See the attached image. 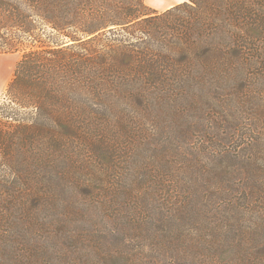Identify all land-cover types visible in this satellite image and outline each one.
<instances>
[{
	"label": "trees",
	"instance_id": "1",
	"mask_svg": "<svg viewBox=\"0 0 264 264\" xmlns=\"http://www.w3.org/2000/svg\"><path fill=\"white\" fill-rule=\"evenodd\" d=\"M21 48L7 88L16 105L0 104V222L20 211L25 233L17 244L9 225L0 224V264H44L51 253L66 260L78 250L99 256L98 233L69 232L68 225L78 221L74 215L96 216L95 157L114 158L102 151L101 138L113 122L131 117V106L150 115L197 88L264 105V0H186L164 11L145 0H0V53ZM77 139L93 158L73 156ZM226 140L233 150L207 156L216 158L207 170L196 165L204 159L187 158L178 147L164 155L168 202L178 206L177 194L189 200L178 209V231L168 229L163 239L187 241L185 222L202 223L199 249L219 254L228 246L237 264H264V139L244 136L236 149L234 139ZM186 174L189 182L180 184ZM58 185L93 199L68 202L60 218L47 222L41 212L61 204ZM169 214L163 217L171 226ZM49 224L65 231L66 251L41 242L44 234L55 236ZM132 250L131 264H144L145 247Z\"/></svg>",
	"mask_w": 264,
	"mask_h": 264
},
{
	"label": "rangeland",
	"instance_id": "2",
	"mask_svg": "<svg viewBox=\"0 0 264 264\" xmlns=\"http://www.w3.org/2000/svg\"><path fill=\"white\" fill-rule=\"evenodd\" d=\"M145 2L152 7L146 0ZM45 28L47 33L52 31L46 24ZM124 34L125 32L118 31V36ZM111 36L113 35H108ZM24 52L21 48L17 51L0 53V104L16 105L7 88L14 77L16 64ZM180 93L177 101L154 108L150 115L143 111L138 113L131 106V117L113 122L111 132L101 138L99 146L102 151L112 152L114 158L109 161L101 155L95 157L96 182L100 186L97 194L99 196L97 214L93 216L94 218H86L87 221H81V217L74 215L79 218L78 221L75 219V222L68 225L69 232L88 231L87 228L96 231L102 247L99 256L89 255L87 252L82 254L78 250L79 253H74V258L72 253L70 254L72 258L68 257L65 260V257L51 253L50 258H41L42 263L131 264L132 248L142 244L145 247L144 264H237L231 253L227 252L230 249L228 246L219 250V254L206 251L204 247L202 250L199 249L197 243L200 240V231L204 228L202 223L185 222L184 226L190 235L187 241L171 244L164 241L163 235L167 234L168 229L172 231L171 234L178 231V225L182 223L178 209L180 206H186L189 199L177 194L178 206L171 200L168 202L165 188L169 185V177L164 171L163 157L178 147L187 158L196 156L204 159L197 160L196 164L202 166L203 170L211 168L214 164L211 157L217 158V154L228 147L226 138L234 139L235 142L232 143L234 149L243 142L244 136L256 141L264 139V105L237 104L233 93L228 95L222 90L197 88L184 89ZM225 93L227 95L224 96ZM29 110L30 108L26 109ZM228 123L231 124L227 127ZM238 125L241 126L237 127ZM75 141L78 143L71 144L70 149L73 156L92 157L91 148L81 140ZM227 150H233L232 146L230 145ZM210 155L214 156L206 160L205 158ZM185 161L187 162L186 159ZM186 176L187 174L179 176L176 180L180 184L188 183ZM203 183L209 182L204 180ZM131 184L135 186V191L132 193ZM58 191L61 204L41 212L47 222L60 218V215L68 210L64 207L66 203L76 202L77 205L82 206L93 199L80 195L73 187L65 186L63 189L58 185ZM15 211L4 213L0 224L9 225L7 227L11 229L9 234L14 236L18 244L22 241L25 232L24 227L19 224L21 212ZM165 211H169V215L173 217L171 226L163 217ZM15 215L19 218L16 219ZM66 215L70 216L67 221L74 218L70 214ZM223 215L227 213L223 212ZM12 219L16 223L12 222ZM217 220V223L221 224L220 219ZM204 223L206 226L207 220ZM55 224H49L55 236L49 237L48 234H44V240L41 239V242L43 241L50 249L56 247L66 251L67 249L62 245L65 231ZM87 231L86 234H89ZM84 239L86 241L84 245L87 246V237L84 236ZM69 244L71 248L76 249L75 242ZM112 253L118 255L109 257ZM142 260H139L138 264H142Z\"/></svg>",
	"mask_w": 264,
	"mask_h": 264
},
{
	"label": "crops",
	"instance_id": "3",
	"mask_svg": "<svg viewBox=\"0 0 264 264\" xmlns=\"http://www.w3.org/2000/svg\"><path fill=\"white\" fill-rule=\"evenodd\" d=\"M152 7L159 10H166L186 0H146Z\"/></svg>",
	"mask_w": 264,
	"mask_h": 264
}]
</instances>
